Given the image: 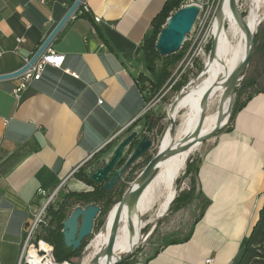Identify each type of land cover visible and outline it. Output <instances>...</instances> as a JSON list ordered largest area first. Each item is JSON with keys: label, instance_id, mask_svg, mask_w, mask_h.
Wrapping results in <instances>:
<instances>
[{"label": "crops", "instance_id": "1", "mask_svg": "<svg viewBox=\"0 0 264 264\" xmlns=\"http://www.w3.org/2000/svg\"><path fill=\"white\" fill-rule=\"evenodd\" d=\"M166 1L84 0L90 11L78 8L51 43L65 55L61 68L46 66L20 99L13 93L18 77L0 80V264H17L44 196L113 144L102 157L108 160L125 131L141 127L142 43ZM73 2L0 0V74L22 68ZM196 169L205 207L190 239L144 264L238 263L264 202V92L236 111Z\"/></svg>", "mask_w": 264, "mask_h": 264}, {"label": "rangeland", "instance_id": "2", "mask_svg": "<svg viewBox=\"0 0 264 264\" xmlns=\"http://www.w3.org/2000/svg\"><path fill=\"white\" fill-rule=\"evenodd\" d=\"M189 0H182L180 6H184ZM252 1L253 0H237L239 8L245 14L246 21H248L251 12H252ZM222 3V0H214L208 6L200 11L198 16V23H204L203 30H212L214 22L216 21V14L218 7ZM176 11V10H175ZM175 11H172L170 15H172ZM264 12V7L261 13ZM263 16L261 17L260 24L257 28L256 32V40L254 47V52L251 58V62L245 72L244 78L240 81V84L236 88V92L234 95L233 105L237 99L238 91L244 86L246 80L255 78L257 81L256 86H248L246 90L243 92L240 100H244L248 94L255 89H264V20ZM169 18V17H168ZM167 18V19H168ZM167 21V20H166ZM166 23L163 24L162 28L165 27ZM229 21L227 20V30L228 35L232 41V46L237 42L238 36L233 37L230 34L229 29ZM191 35V34H190ZM189 36V35H188ZM195 36V34H194ZM234 41V42H233ZM193 43L191 40L186 39L181 49L173 54L164 55L157 58L159 63H163L168 71V77L165 80L164 84L161 88L153 94L150 89V81L148 78L151 77V72L144 65L143 77L139 80V84L142 86V90L144 95L147 97L145 113L140 120L142 124L141 127L147 128V122L151 119H155L157 125L153 129V147L147 153V156L141 157L137 163L136 167L133 170H128L124 175V180H122L111 192L112 203L108 208L102 209L101 213L95 219L93 233L87 237L84 242V247L81 249L79 255L74 257L71 262L72 264H86L91 261L99 252H102L106 241L100 240L102 238L103 225L106 222V227L108 225V220L110 215L115 211V206L119 202V200L123 197L124 193L127 189L134 183L137 176L141 173L144 167L147 164L149 159L146 157H151L155 151L159 148L161 141L163 140L169 125V109L172 102L176 99L178 94L185 89L192 79L200 76L201 71L204 68L206 58L201 59L198 57H192L193 55ZM247 51V49H246ZM246 53V52H245ZM209 55V53H208ZM245 56V54H244ZM243 56V57H244ZM243 59V58H242ZM242 61V60H241ZM139 77V76H138ZM196 85L193 84V86ZM216 91V89H215ZM215 93V92H214ZM213 93V94H214ZM218 94L212 95L209 102L207 103L203 113L204 119H208L212 117V114L216 113L219 110L220 99H218ZM186 111V112H185ZM190 108H185L182 110L181 115L185 113H189ZM232 115V110H231ZM230 117L225 126H223L212 138L189 147L185 153L181 156L183 159V163L178 171V176L176 180L177 185V194L187 196L188 193H193V198L188 201L185 205L176 209V204L173 205V208L169 207L166 214L162 217L157 218L161 211H163L162 204L163 199L161 197H157L154 199V202L151 203L149 210L145 211L144 202L140 200V215L142 220V228L140 232L137 234L134 240V244L129 247V251L134 250L132 256L128 259V264H144L146 259L152 256L156 251H159L164 246L167 245L170 241L185 238L191 230H193L196 222L201 218L205 202L200 198L198 193V184L195 181L194 173L195 169L200 160L201 154L210 147L215 140L219 138V136L225 132L228 128V123L230 122ZM181 126V117L177 120V128L176 131ZM215 128V127H214ZM213 128V129H214ZM213 129L209 130L205 134L210 133ZM203 134V135H205ZM125 136L123 135V138ZM119 138V139H123ZM180 138L177 139L176 142H179ZM129 150L126 153V157ZM106 153L102 154L98 159L102 161V157ZM91 161V160H90ZM89 161V162H90ZM88 162V163H89ZM93 163L91 164V166ZM188 165H191V172H186ZM86 164L77 169L72 178L60 184L56 189L51 191L49 194L42 198V205L46 204L44 211V220L45 223L40 227L38 231L39 237H42L44 230L49 227L50 222V210L51 208H55L58 206L61 195L67 194L71 191H82V190H92L93 187L80 180L79 177L76 176V173L85 169V172H89L90 167H85ZM173 204V202H172ZM172 206V205H171ZM111 210V211H110ZM110 212V213H109ZM109 215V216H108ZM150 227V230H149ZM149 230V231H148ZM148 231V234L147 232ZM44 238V237H43ZM99 241V242H98ZM138 244V245H137ZM90 245L89 249L86 250V247ZM91 258V259H90Z\"/></svg>", "mask_w": 264, "mask_h": 264}, {"label": "water", "instance_id": "3", "mask_svg": "<svg viewBox=\"0 0 264 264\" xmlns=\"http://www.w3.org/2000/svg\"><path fill=\"white\" fill-rule=\"evenodd\" d=\"M225 1L228 2V8L233 17L236 19L237 24L246 33L248 42V48L245 56L243 57L241 63L232 71L226 81V90L224 91V94L222 96V102H224L228 98L231 99V102L226 111L222 112L217 121L216 127L210 133L201 135V127L204 121L203 113L194 131L187 138H184V140H182V142H180L176 147H170L164 150L157 149L155 151L149 163L145 166V168L135 179L134 183L127 189L123 197L117 203V209L112 222L110 236L102 252L103 254H107L109 257L107 264H122L132 256L135 249L123 253L114 262H110L111 258L114 255V246L120 229L124 208L127 207L128 210L132 212L134 206L139 201L143 191L156 176V167L158 163L165 157H168L179 151L186 150L193 145L200 144L212 138L223 126L226 125L228 118L231 115L232 103L236 88L240 84V81L244 78L245 72L251 62L256 42L257 30H251L248 21H246V16L238 6L237 0H222V3L218 7L216 14L218 28L216 32L213 33V38L211 40V46L208 55L209 61H213L217 56L220 32L225 25L226 19V14L224 11ZM81 2L82 0H74L68 12L48 35V37L37 49V51L34 53V55L26 65L15 72L0 74V80L16 78L23 72H25L37 60V58L46 49V47L52 43L53 39L67 22V20L79 8ZM200 11L201 9L198 4L189 3L178 8L172 15L169 16L166 21V25L159 33L156 42L157 50L161 55H170L181 49L187 38V34L189 35L192 31ZM209 95V92L205 94L203 98L204 103L207 101ZM181 97L182 92L178 94L176 99L170 105L169 114H171V118L170 125L167 131L171 136H174L176 134L177 121L172 115L174 114ZM153 129L154 122H150V124L146 128L145 135H143L141 138H139V134L137 131H134L131 134L125 136L112 151L110 158L106 160L103 165L91 172L90 179L97 184H102L105 191L113 190L123 180L124 175L130 168V166L153 147ZM129 150L131 152L129 153L126 161L120 166L122 160L126 158L125 155ZM175 198L176 196L170 202V206ZM99 213L100 206L97 204H89L86 207L77 206L76 208H74L72 213L63 222V237L67 247H70L73 251H76L82 246V242L92 234L95 219ZM105 228L106 222L103 225V230ZM129 229L130 231L133 230L131 224ZM148 231H146L147 234ZM100 256L101 252L97 254V256L95 257V261H98Z\"/></svg>", "mask_w": 264, "mask_h": 264}, {"label": "bare ground", "instance_id": "4", "mask_svg": "<svg viewBox=\"0 0 264 264\" xmlns=\"http://www.w3.org/2000/svg\"><path fill=\"white\" fill-rule=\"evenodd\" d=\"M251 4L252 12L248 19V23L251 30L256 31L260 24L261 17L264 14V12L261 13L264 7V0H253ZM224 11L226 14V19L225 25L220 32L217 56L213 61H209V58L207 60L204 59L206 62L203 70L200 73V76L192 79L190 84L185 89H183L182 97L178 102L174 114L172 115L176 121L181 117V126L176 131L174 136H171L168 131L166 132L158 148L159 150L176 147L180 142H182V140H184V138H187L194 131L212 95L215 96V94H218L217 97L220 99L219 110L212 114L211 118L204 119L201 127V135L216 127L219 117L221 116L222 112L226 111L231 102L230 98L222 102V96L226 90V81L232 71L241 63L246 49L248 48V42L246 33L240 28L236 22V19L231 14L227 1L224 3ZM227 20L230 23V34H232L233 37L238 36V40L233 46L228 35ZM217 28L218 21L216 20L212 29L213 33L216 32ZM195 83L196 85L193 86ZM207 92H209L210 95L207 101L204 103L203 98ZM185 108H190L189 113L181 115L182 110ZM169 118H171V114H169ZM178 138H180V141L176 142ZM186 150L179 151L162 159L156 167V176L145 188L132 212H130L127 207L124 208L120 229L114 246V255L110 260L111 263L123 253L129 251V247L134 244L135 237L142 228V220L139 209L140 200L144 202L146 211L149 210L151 203L154 202V199L160 196L161 199L164 198L162 204L160 205L162 206L163 211H161L157 218L164 216L168 211L170 202L177 194L176 178L183 163V158L181 156ZM114 209L115 211H113V213L110 215L108 225L102 233V238H99L100 240L106 241V243L110 236V230L116 213L117 205ZM130 224L133 227L132 231L129 229ZM102 252L98 261H95L96 255L86 264H107L109 257L107 254H103Z\"/></svg>", "mask_w": 264, "mask_h": 264}, {"label": "trees", "instance_id": "5", "mask_svg": "<svg viewBox=\"0 0 264 264\" xmlns=\"http://www.w3.org/2000/svg\"><path fill=\"white\" fill-rule=\"evenodd\" d=\"M182 0H167L161 9V11L156 15V17L152 21L151 28L146 33L143 43H142V52H143V63L145 67L152 73L151 77L148 78L150 81V89L153 94H155L161 86L164 84L165 80L168 77V71L164 64L159 63L157 58L163 56L157 50L156 42L159 33L162 30L163 24L166 23L167 18L170 16L172 11L177 10L180 8ZM245 15V14H244ZM257 42V40H256ZM255 42V43H256ZM211 43L207 46L208 51L210 50ZM143 73L139 75V79L143 77ZM257 80L255 78H251L245 81L242 90L238 91L237 99L232 108V115L230 118V122L228 123V130L231 129V125L233 122L234 115L238 109H240L244 103L249 100L255 93L264 92V89H255L254 91L250 92L246 97L245 102H240L239 99L241 98L243 92L246 90L248 86H256ZM141 89L142 86L140 85ZM144 100H147V97L144 95ZM150 122H154V127L157 125L155 119H151L149 123L147 122V126ZM113 144H108L104 148H102L98 153H96L89 163H86V168L91 166L96 168L100 166L104 161H99V157L109 152L112 149ZM125 158L122 160L120 166L124 162ZM85 169H81L76 173V176L79 177L80 180L84 181L88 185L92 186V190H82V191H71L67 194L61 195V200L57 207L51 208L50 210V222L49 227L44 230L42 237L50 242L54 246L55 256L56 259L59 261L63 260H72L74 257H77L84 247V242H82V246L73 251L72 248L67 247L63 237V222L68 218V216L72 213L74 208L77 206L86 207L89 204H97L100 206V213L102 209L108 208L112 203V197L110 191H105L102 184H97L90 179L91 172H85ZM191 165H188L186 172H191ZM197 169H195L196 171ZM178 181V180H177ZM115 190V189H113ZM113 190H111L113 192ZM193 193H188L187 196L179 195L177 196L173 205L176 204V209H179L183 205H185L188 201H190L193 197ZM194 229V228H193ZM193 230L182 239H177L170 241L167 243L174 244L185 242L190 239ZM158 253L156 251L154 254ZM153 254V255H154ZM152 255V256H153ZM149 260V257L146 261ZM145 261V262H146ZM122 264H128V260ZM237 264H264V202L261 208L258 210V216L254 224L252 225L249 234L247 235V239L244 242V249Z\"/></svg>", "mask_w": 264, "mask_h": 264}, {"label": "built area", "instance_id": "6", "mask_svg": "<svg viewBox=\"0 0 264 264\" xmlns=\"http://www.w3.org/2000/svg\"><path fill=\"white\" fill-rule=\"evenodd\" d=\"M196 3L200 6L201 11L208 6L212 1L209 0H189L186 4ZM82 7L83 11L89 12V6L82 0L79 8ZM196 20L191 35L187 34V38L193 43V55L192 57H198L201 59L208 56L207 46L211 43L213 38V30H203L204 23H198ZM101 21L99 16H94V22L98 23ZM195 34V36H194ZM17 41L20 43L23 41V38H17ZM34 55V54H33ZM31 58L26 59L25 65L29 62ZM65 55L57 52L51 44L46 47V49L41 53L37 60L25 71L19 78L18 85L14 88L13 93L17 99H20L21 93L24 88L30 84L32 81L40 80L42 78L44 69L46 66L50 65L53 67L61 68L64 64ZM74 77H78L76 72L67 70ZM100 103L102 100L99 101ZM7 123L8 120H4ZM46 204L41 207L39 212L35 214L32 221L28 223L26 229V238L22 250V254L17 262V264H72L70 260L59 261L56 259L54 246L48 242L43 237H39L38 231L40 227L45 223L44 220V211ZM93 233V232H92ZM90 245L86 247L88 250ZM213 258H207L205 264H210L213 262Z\"/></svg>", "mask_w": 264, "mask_h": 264}, {"label": "flooded vegetation", "instance_id": "7", "mask_svg": "<svg viewBox=\"0 0 264 264\" xmlns=\"http://www.w3.org/2000/svg\"><path fill=\"white\" fill-rule=\"evenodd\" d=\"M134 131H137L138 132V134H139V138H141L143 135H145V131H146V128H143V127H138V124H132V126H130L128 129H127V131H125V133H124V136H127V135H129V134H131L132 132H134ZM153 139V138H152ZM149 151H147L143 156H141V157H145V156H147V153H148ZM128 155H129V153H128ZM153 156V155H152ZM152 156L151 157H146V159H149L148 161H147V164L149 163V161L151 160V158H152ZM128 157V156H127ZM127 157L125 158V160H124V162L126 161V159H127ZM140 157V158H141ZM140 158H138L131 166H130V168L128 169V170H133L135 167H136V163H137V161L140 159ZM123 162V163H124ZM122 163V164H123ZM146 164V165H147ZM145 168V167H144ZM127 170V171H128ZM127 173V172H126ZM123 180H124V178H123Z\"/></svg>", "mask_w": 264, "mask_h": 264}]
</instances>
